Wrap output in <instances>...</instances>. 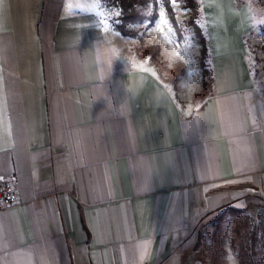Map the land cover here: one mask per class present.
Instances as JSON below:
<instances>
[{
	"label": "crops",
	"instance_id": "obj_1",
	"mask_svg": "<svg viewBox=\"0 0 264 264\" xmlns=\"http://www.w3.org/2000/svg\"><path fill=\"white\" fill-rule=\"evenodd\" d=\"M106 13L0 0V180L17 193L0 210V264H240L230 243L215 253L210 220L264 217L247 16L213 23L201 95L192 66L175 90Z\"/></svg>",
	"mask_w": 264,
	"mask_h": 264
},
{
	"label": "rangeland",
	"instance_id": "obj_2",
	"mask_svg": "<svg viewBox=\"0 0 264 264\" xmlns=\"http://www.w3.org/2000/svg\"><path fill=\"white\" fill-rule=\"evenodd\" d=\"M199 1L202 5L198 20L207 36H209L210 30L211 32L218 31L212 27L213 23L221 19H226V21L239 20L240 16H247L250 28L243 31L247 58L253 76L258 78L261 84L264 81V24H258L255 28L251 27L252 21L249 19V15L250 13H254L257 20L264 19V0H244L245 2L240 9L237 8L235 0ZM237 1L241 2L243 0ZM171 4L175 12L178 29L171 22L163 0H159L158 12L163 9L169 22L160 25L158 23V18H156L152 23L150 19H147L144 22L132 25V27L137 29L138 35L136 37H131L134 41V46H131V48L133 47L132 49L138 61H143L144 57L145 59L148 58L147 60L150 58L151 63L158 73L166 79H171V81H174L175 77H177L178 81L180 80L186 71L185 64L188 63V65L193 68V72H190L197 77H194V79H198L199 81L202 89L201 95H205L209 92L213 82L211 45L209 55H207L205 61L212 72L203 78V70L199 64L201 45L196 37L194 27L189 21L192 11L184 5L183 0H177L176 3H173L171 0ZM144 12L151 17V15H153V5L149 4L145 7ZM108 13L109 17L106 16L107 21H111L114 19L116 12L110 11ZM209 26H211V28H209ZM144 46H158L160 48L158 59H152L151 55L144 52ZM239 212L235 209H229L210 220L212 229L216 231V235L214 236L216 238L215 253H219V251L223 250L224 244L230 243L231 245L236 218L242 219L245 215L243 211ZM237 213H239V216H237ZM234 214L237 215L234 216ZM253 218L257 219V217ZM262 263H264V257L261 261V264Z\"/></svg>",
	"mask_w": 264,
	"mask_h": 264
},
{
	"label": "trees",
	"instance_id": "obj_3",
	"mask_svg": "<svg viewBox=\"0 0 264 264\" xmlns=\"http://www.w3.org/2000/svg\"><path fill=\"white\" fill-rule=\"evenodd\" d=\"M184 5L191 9L190 23L193 25L196 37L201 45L199 64L203 70V78L209 74L210 69L206 65L205 58L210 52V39L205 33L202 25L199 22L201 14V2L199 0H183ZM237 3V8L240 9L244 0ZM109 17L110 11H115L114 19L109 21L111 27L126 37H136L137 29L132 25L144 22L150 19L152 23L158 18L159 0H100ZM168 11L171 22L178 29L175 12L171 4V0H163ZM149 4L153 5V15L149 17L144 8ZM144 52L151 55L152 59H158L160 48L158 46H144ZM174 89L177 90V77L173 81ZM239 212V211H238ZM240 213V212H239ZM239 213L234 216H239ZM234 235L231 238V248L237 255L240 264H261L264 257V217L257 216L254 219L252 216L245 214L242 219L236 218V225L233 229Z\"/></svg>",
	"mask_w": 264,
	"mask_h": 264
},
{
	"label": "built area",
	"instance_id": "obj_4",
	"mask_svg": "<svg viewBox=\"0 0 264 264\" xmlns=\"http://www.w3.org/2000/svg\"><path fill=\"white\" fill-rule=\"evenodd\" d=\"M17 200L15 185L10 178L0 180V210Z\"/></svg>",
	"mask_w": 264,
	"mask_h": 264
},
{
	"label": "snow or ice",
	"instance_id": "obj_5",
	"mask_svg": "<svg viewBox=\"0 0 264 264\" xmlns=\"http://www.w3.org/2000/svg\"><path fill=\"white\" fill-rule=\"evenodd\" d=\"M173 3H176L177 0H172ZM158 23L160 25H163V24H166L168 23L169 21L167 20L166 18V14H165V11L163 9H161L158 13ZM249 19L252 21L251 23V27L255 28L258 24H264V19H260V20H257L254 13H250L249 15Z\"/></svg>",
	"mask_w": 264,
	"mask_h": 264
}]
</instances>
